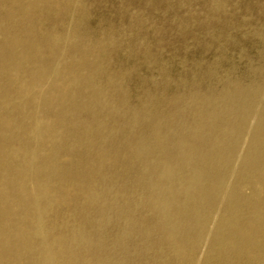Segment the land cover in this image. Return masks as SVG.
<instances>
[{
  "label": "bare ground",
  "instance_id": "obj_1",
  "mask_svg": "<svg viewBox=\"0 0 264 264\" xmlns=\"http://www.w3.org/2000/svg\"><path fill=\"white\" fill-rule=\"evenodd\" d=\"M54 10L75 14L78 5L9 0L0 10V264H135V222L123 221L109 244L103 236L110 214L124 210L108 198L109 172L122 162L141 168L154 215L141 238H155L166 260L264 264V92L238 88L239 104L233 93L203 99L188 132L158 129L145 108L144 131L135 120L111 128L103 46L81 45L71 25L36 35L33 20Z\"/></svg>",
  "mask_w": 264,
  "mask_h": 264
},
{
  "label": "rangeland",
  "instance_id": "obj_2",
  "mask_svg": "<svg viewBox=\"0 0 264 264\" xmlns=\"http://www.w3.org/2000/svg\"><path fill=\"white\" fill-rule=\"evenodd\" d=\"M8 1L0 0V10ZM74 1L78 5L75 14L56 15L54 10L49 17L33 20L32 28L43 36L49 30L61 33L71 25L81 45L102 44L104 72L114 76L104 95L117 111L107 121L111 128L135 120V129L144 131L137 113L145 108L158 115V129L188 132L201 117L195 111L202 104L201 110L207 107L203 99L220 102L224 94L233 93L239 104L243 95L235 94L238 88L264 92V0ZM116 137L124 151L129 149L127 138ZM124 163L109 172L108 196L117 205L125 203L124 210L110 214L113 223L103 236L109 244L120 235L123 221H133L136 230L129 249L140 253L133 262L152 264L159 257L160 264H174L163 257L164 249L154 247L155 238L142 241L141 232L154 215L137 184L141 168ZM126 198L137 204L133 213L125 209ZM206 250L207 244L199 246L195 259L200 260Z\"/></svg>",
  "mask_w": 264,
  "mask_h": 264
}]
</instances>
